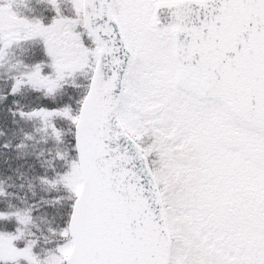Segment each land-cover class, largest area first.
Returning <instances> with one entry per match:
<instances>
[{"label": "snow or ice", "instance_id": "snow-or-ice-1", "mask_svg": "<svg viewBox=\"0 0 264 264\" xmlns=\"http://www.w3.org/2000/svg\"><path fill=\"white\" fill-rule=\"evenodd\" d=\"M0 264H264V0H0Z\"/></svg>", "mask_w": 264, "mask_h": 264}]
</instances>
